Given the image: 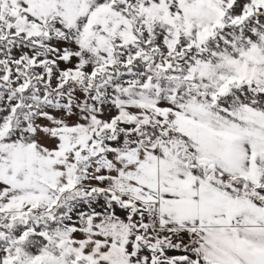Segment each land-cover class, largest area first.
Masks as SVG:
<instances>
[{"label":"snow or ice","instance_id":"snow-or-ice-1","mask_svg":"<svg viewBox=\"0 0 264 264\" xmlns=\"http://www.w3.org/2000/svg\"><path fill=\"white\" fill-rule=\"evenodd\" d=\"M0 264H264V0H0Z\"/></svg>","mask_w":264,"mask_h":264}]
</instances>
